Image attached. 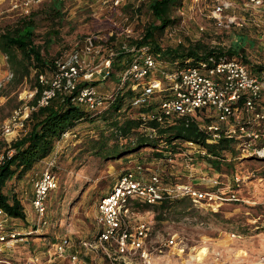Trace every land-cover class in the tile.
I'll return each instance as SVG.
<instances>
[{
	"label": "rangeland",
	"instance_id": "rangeland-1",
	"mask_svg": "<svg viewBox=\"0 0 264 264\" xmlns=\"http://www.w3.org/2000/svg\"><path fill=\"white\" fill-rule=\"evenodd\" d=\"M60 1V14L51 19L50 1L33 5L25 13L22 0H0V32L21 16L35 12V42L41 45L43 56L52 60L79 47L87 35L100 42L106 40L109 30H114L112 21L118 25L117 30L127 27L133 40H140L146 28L159 25L148 10V0L142 3L119 0L118 5L113 4L114 0ZM245 3V0H181V7L172 10L175 22L171 26L151 29L150 48L157 45L164 50L190 42L221 51L235 48L238 57L243 56L250 68L261 66L260 73L264 76V0L262 8L246 7ZM219 4L223 11L217 15L214 8ZM111 43L118 46L119 39ZM163 56L161 60L169 64ZM121 61L124 59L119 58L117 63ZM118 67L121 68L115 67L107 80L110 90L117 86ZM33 82V71L22 83L13 81L6 57L0 52V159L8 151L13 152L12 144L27 130L25 124L23 130L8 139L2 133L6 119L23 103L22 92L31 89ZM109 136L110 130L100 119L83 121L68 136L56 141L49 155L22 177H14L7 183L6 191L19 198L25 212L24 219H14L12 228L29 230L34 219L29 204L31 178L47 167L58 178L57 188L47 198L46 226L31 234L28 242L4 247V255L24 259L37 253L45 264H69L67 259L53 255L54 242L68 236L74 244L76 264H106L100 253L85 251L78 240L94 234L97 200L111 190L123 172L140 165L144 177L155 171L166 181L208 188L221 198L214 203L185 198L170 208L161 209L159 204L141 208L140 215H147L151 221L149 244L154 264H264V158L228 153L221 172L211 166L202 150L189 144L178 146L177 152L166 153L163 158L154 157L150 147L117 158H102L92 149V140ZM112 144V139H108V145ZM186 158H192L188 168L184 166ZM235 176L239 177L238 182ZM211 178L217 179L218 184L212 185ZM169 239L174 240L175 247L162 246Z\"/></svg>",
	"mask_w": 264,
	"mask_h": 264
},
{
	"label": "built area",
	"instance_id": "built-area-1",
	"mask_svg": "<svg viewBox=\"0 0 264 264\" xmlns=\"http://www.w3.org/2000/svg\"><path fill=\"white\" fill-rule=\"evenodd\" d=\"M44 1L47 0H22L21 5L28 13L33 5ZM144 1L138 0V3ZM245 2L246 7L253 9L263 7V0ZM118 3L119 0L113 2ZM222 11L220 4L214 8L217 15ZM112 22L114 30H109L106 40L100 42L92 35L85 36L79 47L54 60L49 76H38L43 89L35 104L30 102L37 93L36 87L22 92L23 103L4 122L3 136L8 139L23 130L30 113L39 106H48L57 96L69 97L71 102L96 116L118 93L128 88L133 92V108L150 107L139 114L143 121L163 123L176 117H190L206 133L208 144H217L221 138H234L241 155L264 158V76L261 73L252 72L238 57H208L196 64L185 59L182 63L175 60L167 64L150 51V45L132 42L127 27L117 30L118 25ZM113 39H119L118 46L112 45ZM119 58L124 61L117 63ZM117 66L121 68L116 88L100 91L94 82L108 80ZM147 131L153 130L147 128ZM70 133L72 131H65L61 138ZM187 144L198 148L192 142ZM12 153L8 151L4 156ZM167 161L170 162L171 157ZM191 161L192 158H186L184 166L188 168ZM141 171V166L137 165L117 178L111 190L96 202L93 236L78 240L85 251L100 253L106 264H154L149 244L151 221L147 215H140L141 208L185 198L213 203L221 199L208 188L166 181L155 171L144 177ZM235 180L238 182L239 177L235 176ZM211 182L218 184L215 178H211ZM57 185L58 178L49 167L31 178L29 204L34 219L29 230L12 228L14 218L0 209V264H45L40 254L14 259L4 255L3 248L28 242L31 234L39 233L46 226L47 198ZM162 246L175 247L176 243L169 239ZM158 252L162 253V248ZM53 255L67 259L69 264L77 262L74 244L68 236L54 242Z\"/></svg>",
	"mask_w": 264,
	"mask_h": 264
},
{
	"label": "trees",
	"instance_id": "trees-1",
	"mask_svg": "<svg viewBox=\"0 0 264 264\" xmlns=\"http://www.w3.org/2000/svg\"><path fill=\"white\" fill-rule=\"evenodd\" d=\"M47 1H50L48 5L50 18H58L61 1ZM180 1L148 0V10L155 20L159 21V25H153L152 28L163 30L171 26L175 22L171 15L172 10L181 7ZM35 15V12L23 15L14 24L5 26L0 32V52L6 57L12 80L22 83L30 78L33 71L34 82L31 88L36 87L37 93L31 104L36 103L43 89L38 82V76L41 74L49 76L56 59L47 60L41 52V45L35 42ZM152 28H146L142 38L132 42L138 45H150ZM150 51L160 57L164 54L163 57L170 62L179 60V63H182L183 60L190 59L192 64L208 57H238L235 48L221 51L208 48L200 42L168 46L164 50L153 45ZM238 58L247 63L243 56ZM262 69L261 66L251 67L254 73H260ZM132 96L133 92L130 89H124L116 95L105 110L96 116H92L91 113L71 102L67 96H57L48 106H39L33 110L25 123L27 130L11 146L12 155L4 156L0 162V209L14 219L25 218L24 208L19 198L6 191L7 183L14 177H22L36 162L49 155L62 133L72 131L83 121L93 122L100 119L110 130L109 138L92 140V149L102 158H117L143 147H150L154 157L163 158L166 153L177 152L178 146L192 142L200 150L205 151V157L211 166L221 172L223 162L226 161V154L239 156L234 138H221L217 144H208L206 133L199 129L196 121L190 117H176L163 123L155 120L143 121L139 114L148 111L150 107L133 108ZM147 128L153 131H147ZM108 139L113 141L111 146L108 145ZM123 139L126 140L122 142ZM178 201H163L159 204V208H170Z\"/></svg>",
	"mask_w": 264,
	"mask_h": 264
},
{
	"label": "crops",
	"instance_id": "crops-1",
	"mask_svg": "<svg viewBox=\"0 0 264 264\" xmlns=\"http://www.w3.org/2000/svg\"><path fill=\"white\" fill-rule=\"evenodd\" d=\"M109 81L105 80V81H102V82H99L97 84V88L100 90V91H106V90H109L110 87H111V84L108 83Z\"/></svg>",
	"mask_w": 264,
	"mask_h": 264
}]
</instances>
